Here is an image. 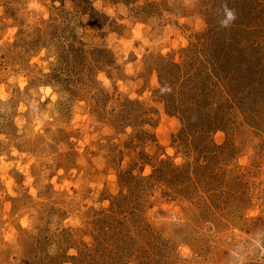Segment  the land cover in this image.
Listing matches in <instances>:
<instances>
[{
    "label": "rangeland",
    "instance_id": "obj_1",
    "mask_svg": "<svg viewBox=\"0 0 264 264\" xmlns=\"http://www.w3.org/2000/svg\"><path fill=\"white\" fill-rule=\"evenodd\" d=\"M0 264H264V0H0Z\"/></svg>",
    "mask_w": 264,
    "mask_h": 264
},
{
    "label": "clouds",
    "instance_id": "obj_2",
    "mask_svg": "<svg viewBox=\"0 0 264 264\" xmlns=\"http://www.w3.org/2000/svg\"><path fill=\"white\" fill-rule=\"evenodd\" d=\"M235 19V14L233 10H230L225 5L223 8V19L220 20L221 27H227Z\"/></svg>",
    "mask_w": 264,
    "mask_h": 264
}]
</instances>
